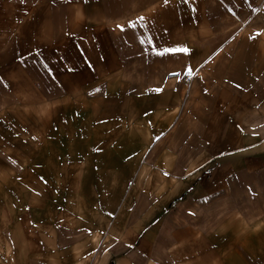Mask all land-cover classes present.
Segmentation results:
<instances>
[{"label":"crops","instance_id":"0c3cea01","mask_svg":"<svg viewBox=\"0 0 264 264\" xmlns=\"http://www.w3.org/2000/svg\"><path fill=\"white\" fill-rule=\"evenodd\" d=\"M112 11L121 17V6ZM110 12L107 7L103 10L104 15ZM93 17L89 15L92 22L96 21L91 20ZM206 19L207 15L198 10L179 11V23L194 45L192 53L178 56L176 66L202 71L192 84L195 108L201 110L199 104L207 106L200 112L204 116L201 121L220 126L204 137L202 148H194L193 154L198 157L184 174L152 183L144 190L140 206L135 209L138 213L132 206L128 209L126 203L112 217L94 198L100 188L114 187V181L121 180V155H131L132 151L107 147L114 136L101 131H91L93 136H88L81 152L67 142L44 146L52 124L44 107L28 108V113L12 106L7 108V115L5 95H0V264L7 259L11 264H35V250L70 251L71 246L59 243L58 236L93 228L106 229V234L117 236L120 251L103 256L98 252L86 261L77 253L71 264H159V258L163 259L161 264H183L185 260L218 264L222 250L218 246L223 241L228 242L225 264H264V8L244 18L239 26L244 28L238 34L228 28L223 34L215 30V35L207 36L202 27ZM213 19L212 14L210 20ZM61 59L59 64L66 68V58ZM54 64L48 62L47 70ZM83 69V81L90 82L89 76L95 72L90 73L86 64ZM5 72L2 62L0 75L4 80ZM48 76L58 84L69 81L74 85L79 80L63 74ZM66 133L58 138L73 139L72 133ZM26 151L34 158L24 165L17 184L34 189L28 200L35 204L34 212L22 206H17L16 211L5 210V187L10 185L5 180V155ZM47 154L57 157L50 161L35 157ZM74 189L80 193H74ZM110 194L114 197L116 192L112 190ZM221 201L232 203L233 208L238 204L240 208L230 210L231 219L237 220L231 228L238 224L241 231L217 240L216 232L202 229V219L207 218L202 217L207 215L202 211V202ZM43 204L48 207L43 209ZM113 205L108 211H114ZM108 216L113 221L105 227ZM5 218L20 220L16 231L9 228L5 233ZM27 219L32 220L28 221L30 228L25 226ZM94 235L98 242L99 235ZM5 237L10 241L5 242ZM235 251L241 252L239 263L231 257Z\"/></svg>","mask_w":264,"mask_h":264},{"label":"rangeland","instance_id":"374dc122","mask_svg":"<svg viewBox=\"0 0 264 264\" xmlns=\"http://www.w3.org/2000/svg\"><path fill=\"white\" fill-rule=\"evenodd\" d=\"M119 6L122 8L120 18L112 11ZM105 7L111 11L109 14H103ZM262 7L264 0H189L188 3L169 0L167 5L164 0H24L23 3L0 0V66L5 62L7 69L5 80L0 75V95H5V114H9L12 106L26 109L28 113V108L44 107L49 119L52 118L49 139L44 146L67 142L70 148L81 152L89 141L88 136H93L91 131L114 136L112 143H106L107 147L114 145L133 154L121 155V180L114 181V187L100 188L94 198L112 217L126 203L128 209L132 206L138 213L135 209L140 206L144 190L152 183L184 174L191 161L198 157L193 154L194 148H202L204 137L220 126L201 121L204 116L200 112L207 106L202 108L199 104L201 110L195 108L192 84L196 76H202V71L193 69L195 75L187 82L188 67L176 66L181 53L157 54L178 47L192 53L194 43L184 34L179 11L186 8L192 13L198 10L206 14L202 27L208 36L215 35V30L223 34L228 28H233L234 34L240 33L244 28L239 27L241 21ZM89 15H94L91 20L96 21H90ZM140 16L145 17L143 26L137 24L129 28V22ZM149 38L151 43L147 42ZM61 58H66V68L59 64ZM48 62L56 64L47 70ZM71 64H74L73 69ZM85 64L90 73L95 72L90 74V82L83 81ZM18 66L21 67L18 69ZM49 74L79 80L74 85L69 81L58 84ZM70 87L75 90H64ZM154 89L162 91L158 93ZM54 97L56 100H52ZM65 132L72 133L73 139L58 138L65 136ZM35 157L50 161L57 156ZM33 158L28 151L5 155L8 161L5 180L10 183L5 187V210L16 211L17 206H22L34 212L35 204L28 202L34 189L17 184L19 173ZM112 190L116 192L114 197L110 194ZM80 191L74 189V193ZM25 199L26 202H21ZM110 204H114L113 212L108 211ZM46 207L43 204L42 208ZM236 207L240 208L238 204L233 208L232 203L222 201L202 202V211L207 214L202 215L207 217L202 219V229L216 232L217 240L225 239L228 233L240 232L238 224L231 228V223L237 220L231 219L230 210ZM19 221L5 218V233L9 228L16 231ZM28 221L32 223L27 219L24 224L30 228ZM105 221L107 227L113 220L108 216ZM82 231L85 233L58 236V242L71 246L72 250H35L34 263L71 264L77 253L86 261L98 252L103 256L122 247L117 236L106 234V229L99 230L100 233L95 228ZM95 233L99 235L98 242L94 240ZM6 237L5 242H9ZM104 244L107 245L101 249ZM221 244L218 264H225L228 242ZM231 257L234 263H239L241 252L235 251ZM161 260L159 258V264ZM191 262L185 260L183 264ZM9 263L5 260V264Z\"/></svg>","mask_w":264,"mask_h":264},{"label":"snow or ice","instance_id":"6c2138e0","mask_svg":"<svg viewBox=\"0 0 264 264\" xmlns=\"http://www.w3.org/2000/svg\"><path fill=\"white\" fill-rule=\"evenodd\" d=\"M24 0H21V3H23ZM182 2L184 3H188L189 0H182ZM165 5H167L169 3V0H164ZM145 20V17L140 16L137 18L136 21H130L128 24L129 28H135L137 26V24H141V26H143L142 22ZM117 27L121 28V31L124 30L123 26L118 25ZM148 43H151V38L148 39L147 41ZM141 43H145L144 40H141ZM189 51V49L185 48V47H178V48H170V49H165L163 52H158V55H164L165 53H187ZM173 75L179 76V73H173ZM185 75L188 76L189 78H191L193 75H195V71L193 70V68L188 67L186 69ZM154 91L156 92H161L162 89H154ZM156 139H159V137H157Z\"/></svg>","mask_w":264,"mask_h":264},{"label":"built area","instance_id":"2783aa9c","mask_svg":"<svg viewBox=\"0 0 264 264\" xmlns=\"http://www.w3.org/2000/svg\"><path fill=\"white\" fill-rule=\"evenodd\" d=\"M190 79H191V78L187 77V78H186V81H187V82H189V81H190Z\"/></svg>","mask_w":264,"mask_h":264}]
</instances>
